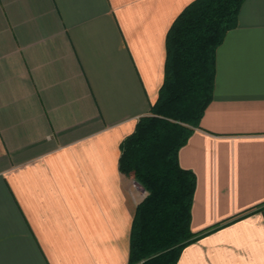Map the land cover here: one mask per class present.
I'll list each match as a JSON object with an SVG mask.
<instances>
[{"label":"crops","instance_id":"1","mask_svg":"<svg viewBox=\"0 0 264 264\" xmlns=\"http://www.w3.org/2000/svg\"><path fill=\"white\" fill-rule=\"evenodd\" d=\"M193 0H0V264H127L146 192L119 169L165 38ZM195 176L176 264H264V0L216 50L213 98L178 152Z\"/></svg>","mask_w":264,"mask_h":264},{"label":"trees","instance_id":"2","mask_svg":"<svg viewBox=\"0 0 264 264\" xmlns=\"http://www.w3.org/2000/svg\"><path fill=\"white\" fill-rule=\"evenodd\" d=\"M243 2L193 0L167 31L157 99L120 144V171L146 192L135 208L127 264H176L187 243L212 230H190L195 176L178 152L213 98L216 50Z\"/></svg>","mask_w":264,"mask_h":264}]
</instances>
